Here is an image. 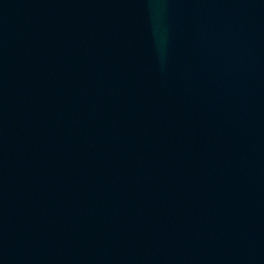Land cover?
Returning <instances> with one entry per match:
<instances>
[{
	"label": "water",
	"instance_id": "1",
	"mask_svg": "<svg viewBox=\"0 0 264 264\" xmlns=\"http://www.w3.org/2000/svg\"><path fill=\"white\" fill-rule=\"evenodd\" d=\"M0 264H264V0H0Z\"/></svg>",
	"mask_w": 264,
	"mask_h": 264
}]
</instances>
